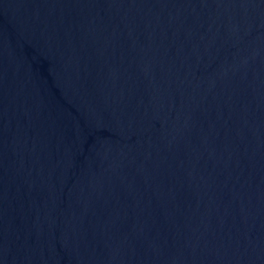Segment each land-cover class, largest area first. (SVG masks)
<instances>
[{"label": "water", "instance_id": "obj_1", "mask_svg": "<svg viewBox=\"0 0 264 264\" xmlns=\"http://www.w3.org/2000/svg\"><path fill=\"white\" fill-rule=\"evenodd\" d=\"M0 264H264V0H0Z\"/></svg>", "mask_w": 264, "mask_h": 264}]
</instances>
